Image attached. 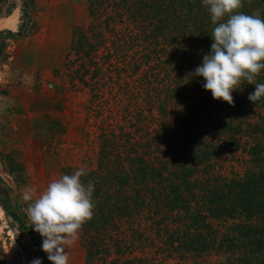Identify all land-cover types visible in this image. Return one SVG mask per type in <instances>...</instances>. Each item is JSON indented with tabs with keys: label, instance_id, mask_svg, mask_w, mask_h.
I'll list each match as a JSON object with an SVG mask.
<instances>
[{
	"label": "rangeland",
	"instance_id": "1",
	"mask_svg": "<svg viewBox=\"0 0 264 264\" xmlns=\"http://www.w3.org/2000/svg\"><path fill=\"white\" fill-rule=\"evenodd\" d=\"M78 2L83 5L84 16L77 26H86L90 20L88 5L86 0ZM5 8L9 9L6 13ZM36 15L33 0H0V184L5 189L0 190V264H31L32 260L41 259L43 238L28 219L27 209L33 201L26 200L25 193L35 189L34 200L52 180L65 175L66 168H95L98 152L103 147L108 150L118 145L130 149L131 143L143 140L153 145V141L147 140L150 134L161 137L165 145V139L174 136L178 130L184 134V139L205 140L202 141L205 148L212 152L209 161L216 171L213 173L222 178L257 172L264 165V103H240L238 109L231 110L249 125L237 137L239 133L232 135L233 129L228 125L230 105L222 100L216 104L211 100L213 97H208L210 105L202 107L204 114L200 120L203 123L199 125L200 130L195 128L191 123L192 119H198L194 115L198 112L197 106L193 104L198 92L194 90L195 84L191 79L185 83L183 76L176 80L181 72L176 67L162 68L163 61L174 56L179 61L185 52L172 49L180 55L174 54L170 50L171 44L161 39H151L152 45L148 47L147 35L128 24V19L124 23H119L118 19L117 22L108 20L103 26L101 40L89 32L87 42L95 48L89 55H84V47L88 46L84 45L72 63L64 62L69 45L58 57H39L37 66L51 67L50 86L44 81L46 74L43 72L21 73L19 65L22 61L14 62L13 53L24 44L23 37L34 31ZM13 16L15 27L7 29L5 23ZM60 18L61 22L62 16ZM22 29L23 36L19 35ZM5 31H10L13 36L4 34ZM71 37L72 33L70 41ZM20 38L23 39L18 41ZM163 48L169 51L163 52ZM191 57L197 65L186 68L189 76L203 60L195 54ZM186 65L181 63L183 68ZM194 76L198 77L195 73ZM40 77L41 85L37 84ZM176 82L180 87L188 88V99L179 101L172 89ZM64 84L69 90L59 93L62 103L58 110L54 111L52 106L43 107L44 111L54 115L35 113L38 109L32 104L35 98L42 93L40 96L46 103L48 93L63 88ZM183 91L180 88L178 93ZM154 92L159 97L160 94L170 96L168 101L162 102L164 112H157L155 105L149 107L147 100ZM233 93L239 97L250 94L242 85ZM219 106L222 109L217 108ZM186 125L190 129L185 128ZM160 127L165 130V135L161 134ZM109 130L115 133L117 144H107L102 136ZM233 141L236 146L232 145ZM253 143H258L257 147L261 149L256 153H260V159L250 161L248 147ZM34 152H37L36 156ZM36 158L39 168H34ZM258 190L254 198H258ZM154 194H147V198L150 196L155 202ZM120 198L122 200L124 196L120 194ZM156 207L161 209L156 205L153 208ZM148 210L146 207L129 213L123 210L121 214L115 211L116 218L112 216L101 224L94 209L97 214L82 226L78 240L66 246L68 264H120L125 256L150 257L154 263L164 264H264V232L259 234L256 242L253 236L246 238L251 234L246 227L250 220L244 217H237L235 213L232 217H211L206 219L208 227H202L199 234L193 235L190 232L193 216L187 212L165 214L163 210L151 214ZM235 223L244 228L234 227ZM166 246H178L174 256L164 252ZM185 247L193 248V252H180ZM41 261L52 264L45 252L44 261Z\"/></svg>",
	"mask_w": 264,
	"mask_h": 264
},
{
	"label": "trees",
	"instance_id": "2",
	"mask_svg": "<svg viewBox=\"0 0 264 264\" xmlns=\"http://www.w3.org/2000/svg\"><path fill=\"white\" fill-rule=\"evenodd\" d=\"M86 2L90 20L86 26L73 27L74 30L71 32L72 37L64 62L72 63L77 57L78 50L82 49L84 45L88 46L87 48L84 47L83 54L89 55L91 53L95 47L87 42L89 32L99 36L98 38L101 40L103 26L106 25L108 20L115 21L118 19L119 23H124L125 19H128V24L133 25L140 32L147 35L146 37L150 42L148 47L152 45L151 39H161L163 42L171 44L173 48L170 47V50L174 54L180 55L172 49L185 52V56L182 55L179 61H176V56L163 61L162 68L165 69L167 66H170V68L176 67L178 71H181L176 80L181 79V76H183L185 83L191 79L192 83L195 84L194 90L198 92L196 94L197 100L193 104L197 106L196 110L198 112L194 115L198 119H192L191 123L200 130L199 125L203 123L200 118L201 114H204L202 107H208L211 100H214L216 104L219 102L216 99H208V97H212V94L204 89L203 84L205 81L203 77H193L194 73L189 76L186 69L191 64L197 65L196 62L192 61L191 54L203 58L205 54L210 52L211 44L214 42L211 33L216 25L212 23L208 8L203 5L202 0H86ZM92 2H94L93 5ZM242 3L244 6L239 11L252 15L256 9H261L260 15L261 18H264V0H242ZM8 10V8H5L4 12L6 13ZM224 19L226 20L227 17ZM4 34L13 36L10 31H5ZM162 51L167 52L169 50L163 48ZM69 53L74 55L73 59L70 58L71 54L69 55ZM170 55L171 53L168 54V57ZM182 62L187 63L184 68L181 66ZM53 72H56V69ZM255 83H264V69L256 77ZM179 85V82H176L172 86L179 101L188 99L190 96L187 93L188 88L185 85L182 87ZM242 86L248 88L249 93L255 90V85L248 84L246 81L242 82ZM180 88L184 91L178 93ZM67 90L69 89L64 84L63 88L60 87L59 90H54V93L59 94L61 91ZM155 94L156 92L153 96H149L147 103L149 107L155 105L157 112H164L162 102L168 101L166 99L170 96L160 94L159 97V94H156V96ZM232 95L234 105H230L229 119L231 118V120L228 125L233 129L232 135L236 136L239 133L237 137H240L242 132L245 131L244 128L249 125L235 116V112L231 110L238 109L240 103L248 105L251 101L245 95L240 97L236 93ZM256 103H264V98ZM217 108L222 109V106ZM226 120L228 121V118ZM217 124L219 125V122ZM161 127L159 130L163 131L161 134L165 135V130ZM185 128L190 129L187 125ZM249 132L251 133V131ZM102 136L108 141L107 144H117L113 130H109L107 133L104 132ZM147 140L153 141V145L143 140L141 143L140 141L135 144L131 143L130 149L118 145L114 149L110 148L108 150L103 147L98 152L95 168L87 170V175L81 178L85 184L88 181L94 183L92 201L95 205L94 209L101 219V224L108 222L112 216L113 219L116 218L117 216H114L115 211L120 214L123 210L129 213L143 210L145 207L149 209L148 211L151 210V214L152 211L155 214L163 210H165L163 211L165 214L173 211H184L193 216L191 219L193 226H191L190 232L194 235L199 234L202 227H208L206 219L219 218L221 215L232 217L235 213L237 217L250 220L246 223V227L249 228L251 234L248 232L249 235L246 238L253 236L256 238L255 242L259 239V234L264 232V165L257 172H246L243 176L226 179L213 173L216 171L213 170V164L209 161L212 152L205 148L206 144L202 142L204 139L196 142L192 137L184 139V134L177 130L174 136L170 135L167 140L165 139V145H163V139L159 136L150 134ZM231 143L236 146L235 141ZM257 144L253 143L248 147L250 161L255 160L260 155V153L256 154L257 150H261L257 147ZM197 148L198 150H196ZM76 170L78 169L66 168L64 173L70 175ZM260 186L263 187L261 191ZM0 190H5L1 184ZM257 190L258 198H254ZM151 192L155 193V202L152 201L150 196L147 198V194H151ZM120 194L124 196L122 200ZM152 204L161 209L157 207L154 209ZM97 213L94 212L93 215ZM163 216L165 215L163 214ZM253 217L256 219L252 220ZM236 226L244 228L239 223H235L234 227ZM225 237L228 238V235L226 234ZM232 237L230 236L231 239H233ZM177 248L178 246H166L163 250L167 255L174 256V251ZM180 252H193V248L185 247ZM154 261L145 256H125L120 264H164L154 263ZM169 264L180 263L173 262Z\"/></svg>",
	"mask_w": 264,
	"mask_h": 264
},
{
	"label": "clouds",
	"instance_id": "3",
	"mask_svg": "<svg viewBox=\"0 0 264 264\" xmlns=\"http://www.w3.org/2000/svg\"><path fill=\"white\" fill-rule=\"evenodd\" d=\"M202 3L216 26L211 33L214 41L211 50L195 68V75L203 77V87L211 92L213 99L229 105H234L232 93L242 82L254 84L255 90L248 99L256 104L264 98V83H255L264 69L261 9L249 15L239 11L244 6L242 0H202ZM86 175L87 170L81 167L70 175L54 179L34 200L35 189L25 193V199L33 201L27 209L28 219L43 238L41 248L52 264H68L66 246L78 240L82 226L93 217L94 183L85 184L81 178ZM31 264H42V261L36 258Z\"/></svg>",
	"mask_w": 264,
	"mask_h": 264
},
{
	"label": "crops",
	"instance_id": "4",
	"mask_svg": "<svg viewBox=\"0 0 264 264\" xmlns=\"http://www.w3.org/2000/svg\"><path fill=\"white\" fill-rule=\"evenodd\" d=\"M33 3L37 14L35 17L34 31H31V34L27 37H23L24 44H21L19 48L14 50L13 59L14 62L15 60L19 62L22 61V65H19V71L21 73L35 74L38 73V71L45 73L46 80L44 79V81L50 86L51 67L37 66V60L39 57L47 55L58 57L67 50L70 44V36L73 27L80 25L83 21V10L81 12V7H83V5L80 6L78 0H33ZM60 16H62L61 22L59 21L61 19ZM15 20L13 16L10 20V24L6 26L7 29H13L15 27ZM23 38L18 39V41H21ZM48 42L52 43L49 44ZM42 83L43 80L40 77L37 84L41 85ZM48 94L49 97L46 103L43 102V96H40L43 95L42 93L38 98H35L34 101L36 103L32 102L33 106L35 105L36 108H38L35 113H42V116L49 114L53 116L54 114H52V112L44 111L45 109L43 107L45 106H52L54 111L58 110V107H60L62 103L61 96L55 94L54 90ZM38 153L39 159L41 160V150ZM33 154L36 156L37 152ZM38 162L36 158L34 168H39Z\"/></svg>",
	"mask_w": 264,
	"mask_h": 264
},
{
	"label": "water",
	"instance_id": "5",
	"mask_svg": "<svg viewBox=\"0 0 264 264\" xmlns=\"http://www.w3.org/2000/svg\"><path fill=\"white\" fill-rule=\"evenodd\" d=\"M26 25V24H25ZM23 30V29H22ZM41 259L44 261V251L41 253Z\"/></svg>",
	"mask_w": 264,
	"mask_h": 264
},
{
	"label": "bare ground",
	"instance_id": "6",
	"mask_svg": "<svg viewBox=\"0 0 264 264\" xmlns=\"http://www.w3.org/2000/svg\"><path fill=\"white\" fill-rule=\"evenodd\" d=\"M12 18H13V17H10V18L8 19V21H6L5 24L9 25V24H10V20H11Z\"/></svg>",
	"mask_w": 264,
	"mask_h": 264
},
{
	"label": "built area",
	"instance_id": "7",
	"mask_svg": "<svg viewBox=\"0 0 264 264\" xmlns=\"http://www.w3.org/2000/svg\"><path fill=\"white\" fill-rule=\"evenodd\" d=\"M23 32H24V29L20 31L19 35H22ZM16 35H17V34H16ZM19 35H17V36H19Z\"/></svg>",
	"mask_w": 264,
	"mask_h": 264
}]
</instances>
